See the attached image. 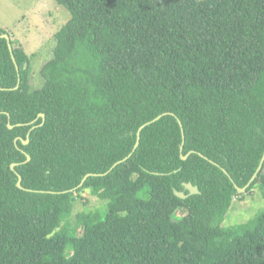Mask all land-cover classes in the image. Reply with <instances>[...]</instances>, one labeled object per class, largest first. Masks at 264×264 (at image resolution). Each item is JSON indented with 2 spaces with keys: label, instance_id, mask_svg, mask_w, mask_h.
<instances>
[{
  "label": "trees",
  "instance_id": "16d2710c",
  "mask_svg": "<svg viewBox=\"0 0 264 264\" xmlns=\"http://www.w3.org/2000/svg\"><path fill=\"white\" fill-rule=\"evenodd\" d=\"M55 1L41 88L0 37V264H264V209L223 226L264 155V0Z\"/></svg>",
  "mask_w": 264,
  "mask_h": 264
},
{
  "label": "rangeland",
  "instance_id": "374dc122",
  "mask_svg": "<svg viewBox=\"0 0 264 264\" xmlns=\"http://www.w3.org/2000/svg\"><path fill=\"white\" fill-rule=\"evenodd\" d=\"M70 18V12L55 0H0V27L8 32L16 47H22L29 55L32 89L37 90L44 84L41 70L53 58L56 35ZM81 195L75 215L104 204L88 190ZM263 209L264 197L258 187L242 193L234 199L223 226L250 223ZM183 216L180 210L175 218Z\"/></svg>",
  "mask_w": 264,
  "mask_h": 264
},
{
  "label": "water",
  "instance_id": "95a60500",
  "mask_svg": "<svg viewBox=\"0 0 264 264\" xmlns=\"http://www.w3.org/2000/svg\"><path fill=\"white\" fill-rule=\"evenodd\" d=\"M0 37H1V38H4V39L7 40L8 48H9V50H10V52H11L13 62L15 63V66H16V68H17V71L19 72V67H18L17 62H16V59H15V57H14V55H13V46H12V40H11L10 36H9L8 34H5V35H1ZM26 67H27V65H25V68H26ZM19 84H20V82L18 83V86H19ZM164 115H166V114H162V115L158 116L157 118H155L154 120H152V121L146 123L145 125H143V126L139 129L138 134H137L136 144H135V146H134L133 152H132L127 158H125L124 160H122V161L116 163V164L113 166V168H115L117 165H119V164L125 162V161H126L127 159H129V158L133 155V153L137 150V148L139 147V144H140V140H141V131L143 130V128L146 127V126H148V125H150V124H152V123H154V122H156V121H158V120H160ZM39 118H42V119H43V122H42V125H43V123H44V121H45V115H44V114H40L36 120H38ZM33 123H35V121H34ZM179 123H180V126H181V128H182V132H183V143H182L181 148H180V151H181V157H182L183 160H186V159L190 156V154H192V153H194V152H190V153L187 154L186 156L183 155L184 144H185V136H184V131H183L182 123H181L180 121H179ZM8 127H9L10 129H13V128H14L12 125H10V123L8 124ZM35 127H36V126H34L32 129H34ZM18 139H19V138H18ZM18 139H16V140H18ZM23 143H24L25 145L29 143V134H28L27 140L24 141ZM200 156L203 157V158H205V157H204L203 155H201V154H200ZM30 159H31L30 156L27 155V161H29ZM205 159H207V158H205ZM263 164H264V155H263V158H262V160H261V162H260V165H259V167H258L256 173L253 175V177H252L251 181L249 182V184L246 185L244 188H240V187H238V186L234 183V184H235V187L237 188L238 193H245V192H246V189L248 188V186L250 185V183H252V182L256 179V177L258 176L259 172L262 170ZM15 167H16V164H13V165L11 166V169L14 170ZM113 168H112V169H113ZM223 171L229 176V174L227 173L226 170L223 169ZM90 176H91V174L86 175V177L84 178V180L82 181V183L79 185V187H81V186L84 184V182L86 181V179H87L88 177H90ZM230 179L232 180L231 177H230ZM21 182H22V178L19 176V180H18L17 186H18L20 189L23 188L22 185H21ZM233 182H234V181H233ZM77 188H78V187H77ZM77 188L74 189V191H77ZM184 189H185V190H184L183 192H178V191L175 190V195H176L177 197L181 198V199H186L188 196H191V195H195V194H199V193H200L198 187H197V186H193L192 183H184ZM185 191H188V195L185 194Z\"/></svg>",
  "mask_w": 264,
  "mask_h": 264
}]
</instances>
